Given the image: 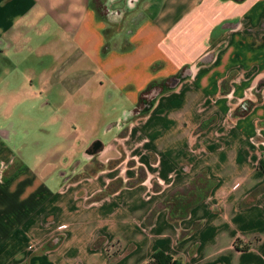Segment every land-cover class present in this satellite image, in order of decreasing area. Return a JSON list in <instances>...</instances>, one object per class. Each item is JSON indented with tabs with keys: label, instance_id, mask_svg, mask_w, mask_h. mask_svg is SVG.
Returning <instances> with one entry per match:
<instances>
[{
	"label": "crops",
	"instance_id": "0c3cea01",
	"mask_svg": "<svg viewBox=\"0 0 264 264\" xmlns=\"http://www.w3.org/2000/svg\"><path fill=\"white\" fill-rule=\"evenodd\" d=\"M119 102L127 130L143 108L141 164L166 183L130 187L115 259L264 264V0H0V264H106L109 241L73 250L107 233L66 180L89 154L74 124Z\"/></svg>",
	"mask_w": 264,
	"mask_h": 264
},
{
	"label": "rangeland",
	"instance_id": "374dc122",
	"mask_svg": "<svg viewBox=\"0 0 264 264\" xmlns=\"http://www.w3.org/2000/svg\"><path fill=\"white\" fill-rule=\"evenodd\" d=\"M154 91L155 90H153L152 92ZM152 92L150 93L152 94ZM108 106L109 105H105L104 110L102 111V118L95 121V126L93 125V123L88 122L74 124L75 127H73V131L79 132L81 137H85V139L89 140V143L86 145L87 150H89V154H87V157L84 159H82V157L79 155L78 157H76L75 161L72 164V167L79 163V169L73 170V172H77L74 175L69 176L66 180L69 184L80 183V189L82 190V192H86L88 197L87 200L85 199L84 201H82L84 202V204H90L95 201L101 202L100 207H93L91 211L94 217L100 220L99 224L102 228H105V233L107 234L103 235V237L101 238L95 239L93 245L88 243L87 240L77 238L73 241L74 244L72 243V247L74 248L73 250L80 251L81 258H87L92 249L95 251H99L100 248L103 249L104 243L106 241H109V248L111 252L109 256L112 257V260H109L110 257L107 255V253H101V259L106 261V264H132V251L130 246H125L124 249L121 250L120 257L117 260L115 259V256H113V254H115L114 252L117 250V248H120L121 245L120 241H116V235L126 233L125 225L120 222V220H122L125 215L122 208L118 206L120 204L122 206L126 205V202L128 201V199H130L129 197L132 193L129 190L130 187L144 182L145 186H150V191L147 195H152L155 192H158L166 182L163 177H161L157 173L156 167L153 168V175L149 176L148 174H146L147 171L141 164V152L142 148L145 147L142 146L141 139H137L138 137L136 138L135 135H140V133L136 132L140 130V127L136 126L138 125L136 121L138 119L140 121L141 117H143L142 114H145V112L142 111L143 108H139L134 111L133 115L135 126L129 127L127 130V124L125 123L126 115L123 109L126 106L127 108H132V105H124V102H119L118 106H112V108L109 109ZM117 122L122 124L121 127L116 124ZM131 129H133V131L135 132L134 137L136 138V140L133 145L130 143L129 147L127 146V144L121 142L118 148L116 159H108L110 153L114 155V152H110L109 147L106 150H99V148L102 147L100 142H103L105 145H107L108 143L114 141V137L116 135L121 133L124 134L125 130L131 131ZM60 130V126H55L53 128V143L47 147H50L52 145L56 146V144H58V132H60ZM200 131L201 130L199 129V132ZM97 150L101 152H97ZM154 162H156V159ZM115 166L119 173L116 176H99L96 174V172H99V168L108 169ZM71 169L72 168L68 169V172H70ZM128 171L130 172L129 174ZM94 189L101 190L94 195L92 194V191ZM119 190H121L120 195L111 197L112 194L119 192ZM70 191H72V189ZM176 191L172 190L168 195H176L177 197H179L180 194H178V192ZM108 198L111 200H109Z\"/></svg>",
	"mask_w": 264,
	"mask_h": 264
},
{
	"label": "trees",
	"instance_id": "16d2710c",
	"mask_svg": "<svg viewBox=\"0 0 264 264\" xmlns=\"http://www.w3.org/2000/svg\"><path fill=\"white\" fill-rule=\"evenodd\" d=\"M258 168L264 172V157L259 160ZM236 245L238 247V241ZM146 264H183V262L172 254L158 249L152 253Z\"/></svg>",
	"mask_w": 264,
	"mask_h": 264
},
{
	"label": "built area",
	"instance_id": "2783aa9c",
	"mask_svg": "<svg viewBox=\"0 0 264 264\" xmlns=\"http://www.w3.org/2000/svg\"><path fill=\"white\" fill-rule=\"evenodd\" d=\"M65 227H67V225H65ZM62 228H64V227H62Z\"/></svg>",
	"mask_w": 264,
	"mask_h": 264
}]
</instances>
